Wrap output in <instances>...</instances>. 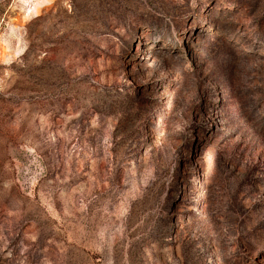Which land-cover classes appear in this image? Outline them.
<instances>
[{
    "label": "rangeland",
    "instance_id": "1",
    "mask_svg": "<svg viewBox=\"0 0 264 264\" xmlns=\"http://www.w3.org/2000/svg\"><path fill=\"white\" fill-rule=\"evenodd\" d=\"M0 264H264V0H0Z\"/></svg>",
    "mask_w": 264,
    "mask_h": 264
}]
</instances>
